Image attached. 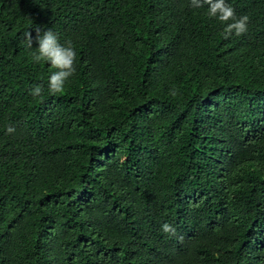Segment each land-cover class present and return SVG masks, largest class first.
<instances>
[{
	"label": "trees",
	"instance_id": "1",
	"mask_svg": "<svg viewBox=\"0 0 264 264\" xmlns=\"http://www.w3.org/2000/svg\"><path fill=\"white\" fill-rule=\"evenodd\" d=\"M227 2L246 33L189 0H0V264H264V0ZM36 28L77 53L56 94Z\"/></svg>",
	"mask_w": 264,
	"mask_h": 264
},
{
	"label": "clouds",
	"instance_id": "2",
	"mask_svg": "<svg viewBox=\"0 0 264 264\" xmlns=\"http://www.w3.org/2000/svg\"><path fill=\"white\" fill-rule=\"evenodd\" d=\"M207 6L206 14L209 18H215L224 23V36L242 35L248 30V17H237L234 9L228 4L227 0H189V6L192 8H203ZM25 47L35 50L31 54V59L35 63L46 62L54 68L47 78V88L52 94L63 91L66 82L76 71L75 60L76 51L69 42L61 43L55 32L51 29L44 30L41 33L39 28L33 32H27L24 36ZM42 87L36 84L29 88L32 96H39ZM6 131L13 133L15 128L8 126ZM161 229L164 233H174L175 229L168 223H163Z\"/></svg>",
	"mask_w": 264,
	"mask_h": 264
}]
</instances>
